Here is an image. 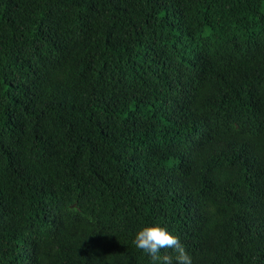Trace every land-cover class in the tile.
<instances>
[{"label":"trees","instance_id":"16d2710c","mask_svg":"<svg viewBox=\"0 0 264 264\" xmlns=\"http://www.w3.org/2000/svg\"><path fill=\"white\" fill-rule=\"evenodd\" d=\"M264 264V0H0V264Z\"/></svg>","mask_w":264,"mask_h":264},{"label":"clouds","instance_id":"9594fccd","mask_svg":"<svg viewBox=\"0 0 264 264\" xmlns=\"http://www.w3.org/2000/svg\"><path fill=\"white\" fill-rule=\"evenodd\" d=\"M133 243L152 264H193V256L180 237L160 224H145L134 234Z\"/></svg>","mask_w":264,"mask_h":264}]
</instances>
